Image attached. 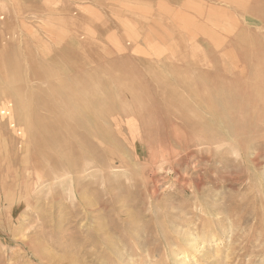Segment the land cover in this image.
<instances>
[{
	"label": "rangeland",
	"instance_id": "374dc122",
	"mask_svg": "<svg viewBox=\"0 0 264 264\" xmlns=\"http://www.w3.org/2000/svg\"><path fill=\"white\" fill-rule=\"evenodd\" d=\"M174 254L264 264V0H0V264Z\"/></svg>",
	"mask_w": 264,
	"mask_h": 264
},
{
	"label": "bare ground",
	"instance_id": "6f19581e",
	"mask_svg": "<svg viewBox=\"0 0 264 264\" xmlns=\"http://www.w3.org/2000/svg\"><path fill=\"white\" fill-rule=\"evenodd\" d=\"M34 159V158H33ZM34 161V160H33ZM75 161V160H74ZM46 165V164H45ZM84 170V169H83ZM37 181V180H36ZM40 184V183H39ZM188 239H190V238H188ZM192 240V239H191ZM190 240V242H188L189 244L190 243H192L191 244V250H192V254H193V258L194 257H196V255H197V253H199V254H205L206 253V251H207V249H206V246H202V245H200V244H196V245H194L193 244V242ZM194 240V239H193ZM189 241V240H188ZM182 256L181 257H179V255H177L176 256V254H174L173 256H172V261H173V263L174 264H188L189 262H192L191 261V257L187 260V262L186 261H184V260H182ZM186 262V263H185Z\"/></svg>",
	"mask_w": 264,
	"mask_h": 264
}]
</instances>
